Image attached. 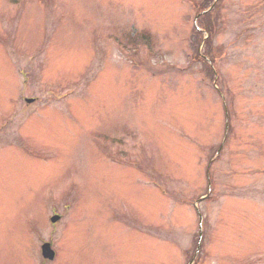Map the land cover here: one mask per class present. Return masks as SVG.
I'll use <instances>...</instances> for the list:
<instances>
[{
  "label": "rangeland",
  "instance_id": "1",
  "mask_svg": "<svg viewBox=\"0 0 264 264\" xmlns=\"http://www.w3.org/2000/svg\"><path fill=\"white\" fill-rule=\"evenodd\" d=\"M0 264H264V0H0Z\"/></svg>",
  "mask_w": 264,
  "mask_h": 264
},
{
  "label": "water",
  "instance_id": "2",
  "mask_svg": "<svg viewBox=\"0 0 264 264\" xmlns=\"http://www.w3.org/2000/svg\"><path fill=\"white\" fill-rule=\"evenodd\" d=\"M59 219V216H55L52 218L53 221H56ZM42 251L44 254V257L52 260L55 257V251L52 249L51 244L50 243H44L42 246Z\"/></svg>",
  "mask_w": 264,
  "mask_h": 264
}]
</instances>
